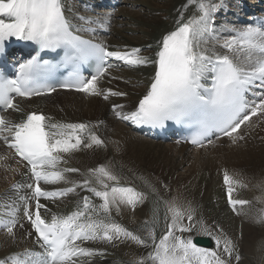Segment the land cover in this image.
<instances>
[{
	"label": "snow or ice",
	"instance_id": "1",
	"mask_svg": "<svg viewBox=\"0 0 264 264\" xmlns=\"http://www.w3.org/2000/svg\"><path fill=\"white\" fill-rule=\"evenodd\" d=\"M189 5L195 6L197 14L185 20L181 13L175 30L157 42L153 58L142 55L139 47L109 50L103 42L78 34L95 30L75 27L65 15L63 0H0V53L13 38L32 42L40 52L63 51L59 64L42 61L38 52L19 63L14 79L0 72V113L23 112L17 97L31 99L55 92L56 87L45 81L61 67L70 66L72 71L60 88L106 101L110 96H128L125 91L101 87L105 77L111 75L109 70L114 65L110 61L114 59L130 68L154 66L148 88L134 109L124 112L123 105H112V112L120 120L153 128H164L168 122L183 125L192 130L186 142L200 149L215 146L213 137H227L232 144L243 141L242 126L251 127L253 117L264 120V26L233 27L234 34L221 41L213 24L214 14L224 7V0H188L185 10ZM217 46L223 51H218ZM88 61L96 65L90 78L80 72V66ZM98 126L53 121L36 111L28 112L19 121L0 114V142L12 151L13 157L19 158L17 163L25 162L30 172L32 183L26 186L32 189V195L22 196L21 200L25 203L24 217L33 230L26 235L32 237L34 233L36 245L23 249L17 245V250L0 257V264H92L93 258L102 257L105 252L85 246L89 243H130L150 249L130 264H239L241 255L231 238L213 235L208 225L196 219L195 209L185 207L177 198L164 199L150 181L145 183L156 199L152 222H144L146 235L142 236L119 223L114 213L119 215L125 207L134 211L148 200L149 193L122 185L120 177L105 165L89 169L88 177L82 181L70 179L68 174L80 170L61 167L68 163L65 154L70 156L82 147L105 146V141L93 131ZM7 159L0 157V161ZM223 182L228 204L240 215L251 201L234 198L233 194L247 185L228 170L223 171ZM62 183L70 186L51 191L42 187ZM20 187L17 183L12 189ZM78 189L91 196H81L68 214L52 213L40 202L41 198L55 203L79 195ZM30 199L35 201L34 209ZM161 204L166 230L158 238L156 223ZM4 207L9 218H0V229L16 245V228L23 225L16 208ZM42 210L49 215H42ZM255 219L264 223V208L258 210ZM192 233L211 236L215 249L199 246ZM261 248L264 249V242Z\"/></svg>",
	"mask_w": 264,
	"mask_h": 264
},
{
	"label": "bare ground",
	"instance_id": "2",
	"mask_svg": "<svg viewBox=\"0 0 264 264\" xmlns=\"http://www.w3.org/2000/svg\"><path fill=\"white\" fill-rule=\"evenodd\" d=\"M81 1L83 2L84 0ZM225 1L227 3H225L222 12L219 15H217V12L214 14L215 19L213 27L215 28L218 37L220 32V29L216 26L218 21H222V23L227 25L229 29H232L233 27L242 28L246 25L238 22L236 17H231L233 12L238 14V16H240L241 13H244L242 3H238V1L235 4L234 0H231V3L230 0ZM141 2L142 4L133 1L131 4L137 7H143L142 11L144 12L145 10L144 13L147 14V16H139L138 19L134 18L132 21L134 22V25L127 23L132 27H135V24L137 26L140 24L141 28L139 26V33H141V35L133 37V34L135 35V33L132 32L130 26L123 29L125 23L123 22L124 19L118 20L122 19L119 10L118 13L112 15L111 19H108V21L112 22V26L107 28L109 31V37L105 38V42L109 44V47L112 50H130L133 47H139L141 48L142 55L154 58V53L157 50V42L164 34L175 30L177 27V20L181 13H183L185 20L197 13L195 12L194 5H189L185 10V5L188 3V0H163V7L159 8V10L147 5L145 0ZM246 2H250V5L252 6H248L253 10L260 8L261 0H247ZM65 4L68 15L75 27L84 28L87 25L93 27L92 24L96 22L98 23L102 19L101 15H98L99 20L93 18V16L88 17L84 11L81 12V6L75 3L74 0H65ZM128 11H130L129 14L136 15L135 10L132 7ZM128 11L127 13L125 12V14H128ZM100 13H102V11ZM223 13L227 15L228 19H221V15H224ZM80 17H84V19H80ZM118 26L121 28H118ZM228 36L229 35L226 31H222V37H220V39L222 38L223 40V38H227ZM149 45H151V47H149ZM153 72L154 66L130 68L127 65H124L121 70H111V75L105 77L101 82V87L104 89L111 88L113 91H125L129 93L128 96H110L107 101L97 98L87 99L86 96H80L85 98L80 100L79 95L67 93L62 97H54L55 100L42 99L34 101L31 103V107L42 109L47 112L51 115L53 121L99 125L98 127H95L93 131L105 141V146H94L90 149L82 147L80 151L73 153L77 155L72 159V167L80 170V181L88 177L89 169L105 165L119 177L128 178L135 181L137 184L142 185V187L149 189V187L146 186L145 181H141L138 176H136L138 175L137 169L134 166H131L133 162L134 164L139 165L142 161L148 163L146 165L151 167L154 173L159 174V177L163 178L162 181L168 185L175 178L178 168L182 166L183 163L189 162L190 165L194 166V164L197 162L199 163L204 157L211 156L215 159L223 158L226 154H229L230 161L226 160L224 168H227L230 174H236V178H240L244 184L247 185V187L238 188L233 195L235 196L238 194L240 199L249 200L251 201V204L241 209L240 215L234 213L235 216L233 215V217H229L228 215H224L225 212L231 209V206L228 204L226 193H223V199H219L215 196L207 199L208 194L204 198L206 191H203L196 198L198 200L196 203L192 199V193L189 190L200 184L199 177L202 175L200 170H197L194 179L190 185L187 186L188 190L186 191V194L191 199H188L186 202L193 201L194 204H198L203 208L200 213H196V217H198L196 219L202 220L208 225L213 232V235H222L220 230H224L226 236L231 238L239 247L237 232H241L245 237L249 238L256 233L253 225L257 228L259 224L264 225V223H257L255 219L257 211L264 208V123H254L251 127L246 129L248 136L243 141L231 145L219 144V146L214 147L209 153H203L202 155L199 154V152H203V150H206L207 148L192 150L187 147L179 146L173 141L164 143L145 139L141 135L133 133L127 125L118 121L111 108L113 104H121L124 106V112L134 109L138 99L146 92ZM112 77L116 78L113 79ZM22 107L24 109L23 112L18 113L10 111L7 117L13 120L22 118L24 113L29 111V109L26 108V105H23ZM101 121H103L102 124H100ZM192 155L194 156L193 159L196 161L191 159L193 157ZM5 156H7V154L0 144V157ZM169 157H171V163L167 165ZM0 162H2V166L0 167V218H9L6 215V209L4 206L10 205L18 210L17 218L19 219L20 224L23 225V227L18 225L16 228V245L12 244L6 231L0 229V257H2L5 253L17 250V245L19 249L25 247L30 248L31 245H33V239L26 235V233L30 231L29 226L25 223L24 209L22 208L24 201L21 200L22 196L30 195L26 186L29 183V180L23 173L16 176V173L21 170L19 168L15 169V171L8 170L9 172H7V169H9L8 165H13L11 160H2ZM221 165H223V163ZM197 166H199V164ZM123 173H126L128 176L125 177ZM183 176L180 175V178ZM15 179L21 185L18 190L12 189L13 185H11V183ZM181 179L185 180V177ZM222 184L225 186L224 182ZM159 191L164 199H168L166 197L167 193L162 192L160 185ZM219 194H222V192H219ZM172 197L174 198V196ZM175 198L183 204L181 202L182 199L180 200L178 197ZM155 199H153V203ZM215 200L218 201H216V204H214ZM149 202L150 198H148L147 203L139 210L138 208L141 205H138L134 211L127 207L123 208L119 215L114 213L117 216L116 220L137 234L142 236L146 235L144 222L148 221L151 223L153 219L152 208L150 207L151 205H149ZM71 203L72 198H69L66 202L51 203L48 204L47 207L52 213H55L60 210H67V205H70ZM95 203H99V200L95 199ZM160 206L163 209L164 215V207L162 204ZM185 207H188V204ZM190 207L192 208V206ZM204 209L205 213L202 215ZM44 213L47 212L44 211ZM163 215L160 216V222L158 221L159 223H156L158 238L166 230ZM197 227H199V225H197ZM259 229V237L264 236V232H262L264 231V226L259 227ZM194 235L207 236L196 233H194ZM106 246L107 247L98 248L96 245H93V247L102 249L105 252L104 256H97L99 262L94 264H130L131 261L145 255L146 251L150 250H145L144 248L130 243L118 244L117 246L106 244ZM239 248L238 251L240 255H242ZM241 261L243 260L241 259Z\"/></svg>",
	"mask_w": 264,
	"mask_h": 264
},
{
	"label": "rangeland",
	"instance_id": "3",
	"mask_svg": "<svg viewBox=\"0 0 264 264\" xmlns=\"http://www.w3.org/2000/svg\"><path fill=\"white\" fill-rule=\"evenodd\" d=\"M74 1H75V3L78 4L77 0H74ZM133 1H136L139 4H142L141 1H144V0H126V2H125L126 5L123 8L119 9L120 10L119 12L122 15V17H121L122 19H118V18L117 19L118 20L124 19L123 22L125 23V27L123 29L130 26L127 23L134 25V22H132L134 18L138 19L139 16H142V17L147 16V14L144 13L145 10H144V12L142 11L143 7L141 8V7H137L133 4H131ZM234 1L236 4L237 0H234ZM231 2L232 1L230 0V3ZM145 3H147V5H150L151 7H154L155 9L159 10V8L163 7L164 2H163V0H145ZM247 4L250 5V2H247ZM250 6H252V5H250ZM131 7L135 10L136 15L129 14L130 11H128V10H130ZM249 8H251V7H249ZM127 11H128V14H125V12L127 13ZM88 14H91V13H88ZM241 15H243V13H241ZM88 17H91V15H88ZM221 19H228V17L226 14H224V15H221ZM139 26L141 28L140 24H139ZM139 26H137L136 24H135V27L130 26V28L132 29V32L135 33V35L133 34V37L141 35V33H139V30H140ZM118 28H121V27L118 26ZM222 31L223 30H220V32H219V38L222 37ZM221 40H222V38H221ZM61 95L64 96L65 94H61ZM61 95L59 97H62ZM80 96L81 95H79L80 100L85 99L84 97H80ZM50 100H55V98H52ZM223 142L224 143H219V144H223V145L224 144L225 145H227V144L231 145L232 144L230 141H226V142L223 141ZM217 146H219V145H217ZM214 147H216V146H212V149ZM212 149H210V147H209L206 150H203V152H199V154L202 155L203 153L204 154L209 153ZM193 155H195V154H193ZM227 156H229V157H227ZM193 158H194V156L191 159H193ZM149 160H150V158H149ZM226 160L230 161V155L229 154H226L223 158H215V159L212 158L211 156L204 157L199 161V163L197 162L196 164H194V166L190 165L189 162L183 163V165L178 168L177 174H175V178L168 185L162 181L163 178L162 177L160 178L159 174L154 173L152 171V168L149 167L148 165H146L148 163H145L142 161L139 165V164H134V162H133L131 164V166H134L137 169L138 175H136V176H138V178L141 181H143V180L144 181H150L151 184L154 185L157 190H159V185H160V189L162 190V192L167 193L166 197L168 199L173 198L172 196H174V198L178 197L180 200L182 199L181 202L183 204L185 203L184 204L185 206H187V204H188V206H190L192 204V208L197 209V210H195V212L198 214L203 210V208L198 204H194L193 201H191L192 203L186 202V201H188V199H191L186 194V191L188 190L187 186H189L190 183L192 182V180L194 179V176L196 175L197 170H200L202 172V175L199 177L200 178V184L189 190L192 193L191 194L192 199L197 203L198 200L196 198L203 191H206L204 198L208 194L207 199H209L210 197H213V196L218 197L219 199H223L224 198L223 193L224 194L226 193V191H225L226 185L224 186L222 184L223 183V171L227 170V168H224ZM193 161H196V160L193 159ZM143 163H145V164H143ZM170 163H171V157H169L167 165H169ZM222 163H223V165H221ZM198 164H199V166H197ZM117 167H119V166H117ZM123 174L125 177L128 176L126 173H123ZM180 175H182V176L185 175V176L181 177V178L185 177V180H182L180 178ZM238 179H240V178H238ZM165 185H167L170 188L171 197H169V194H168L169 192L167 191L168 187L165 188L164 187ZM149 190H150V188H149ZM219 192H222V194H219ZM159 193H160V191H159ZM153 196H154V194H152V200L156 198V196L155 197H153ZM202 200H200V201H202ZM216 201L217 200L214 201V204H216L218 202V201L217 202ZM150 207L153 208V205H151ZM204 213H205V209H204L202 215ZM161 215H163V209L160 206V212H159V218H158L159 222H160L159 219H160ZM224 215H228L229 217H233V215L235 216L234 212H232V209L225 212ZM196 218H198V217H196ZM158 221H157V224L159 223ZM261 226H264V225L259 224L258 228L253 225V228L256 231V233L252 237H249V238L245 237L241 232H237V235H238L237 239L239 240V247L240 248L238 246L237 247L240 249V252L242 254L241 259L243 260V261H240L239 264H261V256L264 255V249L261 248V242H264V236L259 237V235H258V231H260L259 227H261ZM156 232H157V230H156ZM262 232H264V231H262Z\"/></svg>",
	"mask_w": 264,
	"mask_h": 264
}]
</instances>
